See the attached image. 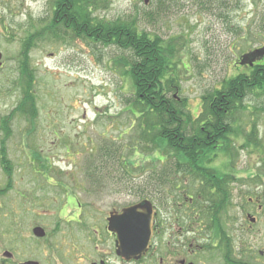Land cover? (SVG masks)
Segmentation results:
<instances>
[{
  "label": "rangeland",
  "instance_id": "1",
  "mask_svg": "<svg viewBox=\"0 0 264 264\" xmlns=\"http://www.w3.org/2000/svg\"><path fill=\"white\" fill-rule=\"evenodd\" d=\"M55 1L0 0V150L2 127H7L6 156L17 169V181L64 187L63 195L49 196L94 199L99 211L152 198L139 188L151 181L144 187L148 192L169 178L192 182L176 179L171 157L161 156L157 138L150 139L155 117H141L144 107L132 104L125 62L130 54L69 32L57 39L50 26ZM95 12L108 21H134L140 31L164 42L173 62L170 77L180 86L169 95L195 117L203 111V95L247 73L240 58L264 45V0H102ZM25 56L36 77L34 115L24 100L28 80L20 61ZM233 118L234 133L229 144H220L212 168L259 169L264 89L250 92ZM253 132L261 147H246ZM3 167L0 160V181ZM134 187L138 190L130 191Z\"/></svg>",
  "mask_w": 264,
  "mask_h": 264
},
{
  "label": "flooded vegetation",
  "instance_id": "2",
  "mask_svg": "<svg viewBox=\"0 0 264 264\" xmlns=\"http://www.w3.org/2000/svg\"><path fill=\"white\" fill-rule=\"evenodd\" d=\"M58 9L52 19L61 24ZM261 153L259 169H211L199 182L157 183L144 188L152 198L103 211L94 199L51 197L64 187H31L17 181V169H2L0 264H264V146ZM143 201L152 213L148 248L123 257L109 218Z\"/></svg>",
  "mask_w": 264,
  "mask_h": 264
},
{
  "label": "trees",
  "instance_id": "3",
  "mask_svg": "<svg viewBox=\"0 0 264 264\" xmlns=\"http://www.w3.org/2000/svg\"><path fill=\"white\" fill-rule=\"evenodd\" d=\"M101 1L56 0L54 5L59 9L55 10V15L61 18L64 34L69 32L74 37L93 39L127 51L130 56L125 62L132 83V104L144 107L141 117L145 113H151L155 117L154 122L149 124L150 128L156 129L150 139L153 140L151 136L157 138L156 149L160 150V155L171 157V168L177 169L173 173L182 177L190 176L192 182H199L204 176L213 174L211 169L214 168L210 163L218 157L220 144L225 143L233 134L232 112L242 106L250 92L264 89V45L240 58L239 64L243 57L248 62L244 65H247V73L225 80L222 89L210 90L203 95V111L195 117L176 96L169 95L172 91H178L180 86L174 83L172 75L170 77L168 70L173 62L171 57H166L164 42L158 36L153 37L140 31L134 21H108L100 18L95 10ZM53 21L50 26L57 27L56 20ZM20 68L21 75L28 80L24 100L27 101L26 106L33 111L31 115H34L36 102L31 91L36 77L28 56L20 61ZM19 106L23 108L25 104L21 103ZM2 129L5 134L2 139L4 147L0 150L2 164L4 169H12L11 161L6 156V142L11 132L7 127ZM253 135L254 132L248 135L246 145L252 143L258 147L259 142L253 140ZM134 190L138 188H130V191Z\"/></svg>",
  "mask_w": 264,
  "mask_h": 264
},
{
  "label": "water",
  "instance_id": "4",
  "mask_svg": "<svg viewBox=\"0 0 264 264\" xmlns=\"http://www.w3.org/2000/svg\"><path fill=\"white\" fill-rule=\"evenodd\" d=\"M148 0H146L147 2ZM2 54L0 52V66ZM143 209V212L139 211ZM152 213L150 202L144 201L127 207L121 214L112 213L109 218L110 229L119 235L118 252L123 257H138L146 252L151 236ZM38 235H43L42 228H36Z\"/></svg>",
  "mask_w": 264,
  "mask_h": 264
},
{
  "label": "bare ground",
  "instance_id": "5",
  "mask_svg": "<svg viewBox=\"0 0 264 264\" xmlns=\"http://www.w3.org/2000/svg\"><path fill=\"white\" fill-rule=\"evenodd\" d=\"M142 111V110H141ZM142 113H143V111H142ZM151 183H152V181L151 182H149L148 184H149V186H151ZM155 183H157V180H156V182ZM146 185H147V183H145ZM153 186V185H152ZM157 187H160V186H157ZM144 188V187H143Z\"/></svg>",
  "mask_w": 264,
  "mask_h": 264
}]
</instances>
